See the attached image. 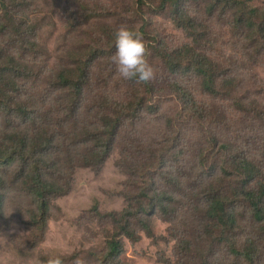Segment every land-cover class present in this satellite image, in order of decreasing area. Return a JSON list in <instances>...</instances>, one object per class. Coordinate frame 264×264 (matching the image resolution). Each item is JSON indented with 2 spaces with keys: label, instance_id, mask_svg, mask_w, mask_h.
Here are the masks:
<instances>
[{
  "label": "rangeland",
  "instance_id": "obj_1",
  "mask_svg": "<svg viewBox=\"0 0 264 264\" xmlns=\"http://www.w3.org/2000/svg\"><path fill=\"white\" fill-rule=\"evenodd\" d=\"M26 1L12 12L30 19L29 26L38 25L39 46L35 54L26 57L34 73L20 83L17 96L29 98L35 114L30 122H22L0 110V134L13 131L10 120L13 126L31 130L49 126L56 131L60 146L69 144L86 152L92 142L79 140L75 133L83 137L84 127L93 131L101 104L108 99L125 102L138 90L147 104L139 116L123 121L110 154L99 168L76 167L72 189L66 196L51 200L48 224L42 233L31 224L35 201L17 180L16 170L10 167L3 172L6 186L0 235L6 240L0 237V264H34L37 259L56 256L62 257L64 264H74L77 258L85 264H100L106 234L112 227L94 208L102 215L122 212L130 198L138 195L141 187H151L152 182L159 189L176 191L178 202L172 204L176 213L170 220L159 211L145 214L154 228V240L134 221L140 238L137 242L125 239L124 252L115 264H176L178 253L184 252L180 246L183 239L192 243L194 262L247 264L244 258L231 254L229 246L217 236H210L199 211L205 204L201 188L216 183L223 167L236 159L235 154L248 157L264 171V55H257L247 45L229 17L209 16L203 1L185 0L188 13L208 27L206 50L221 63L226 75L236 77L238 82L230 96H213L201 89L195 74L170 71L158 54V49L172 50L188 41L184 30L176 25L171 8H161L163 0H85L87 9L80 7L81 0ZM252 4L264 6V0ZM88 14L95 17L86 21ZM105 22L116 30L128 26L143 33L150 53L147 60L155 70L147 88L145 82L119 75L112 62L116 51L107 38ZM90 44L105 48V52H99L92 62L83 98L71 111L64 92L54 86L55 78L75 53ZM133 156L150 167L139 182L140 188L135 186L139 178L127 174V162L131 163ZM162 156L166 163L163 170L155 160ZM175 178L180 181L178 186L170 184ZM237 182L233 180L234 188ZM251 186L256 188L255 181ZM247 205L245 201L236 205L237 239L241 245L255 243L257 264H264V229Z\"/></svg>",
  "mask_w": 264,
  "mask_h": 264
},
{
  "label": "trees",
  "instance_id": "obj_2",
  "mask_svg": "<svg viewBox=\"0 0 264 264\" xmlns=\"http://www.w3.org/2000/svg\"><path fill=\"white\" fill-rule=\"evenodd\" d=\"M185 0H163L162 9H170L173 19L179 28H182L188 41L172 50L158 49L157 52L163 59L168 69L174 73H193L200 79V86L204 92L213 96H230L236 89V77L227 76L221 63L211 56L206 50L208 27H204L201 20L194 17L184 8ZM203 1L205 12L209 16L221 14L230 18L232 26L239 29L247 45L254 48L257 55H264V6L252 4L255 0H200ZM26 0H0V110L14 119L30 122L35 110L30 109L31 101L23 100L17 96L21 90L20 83L29 80L34 73V66L26 57L35 54L39 46L37 37V24L28 25L27 19L19 12H12V8L25 5ZM81 8L87 9L89 3L81 0ZM93 14H88L86 21L93 19ZM107 38L113 42L115 48L116 29L108 23ZM207 28V30H206ZM114 34L112 35L111 33ZM100 40H102L100 38ZM108 42V41H107ZM99 52L105 48L95 45H86L85 49L75 53L72 60L60 68L55 85L64 92L68 101L67 108L74 111L83 98L87 84L90 67ZM131 81H137L131 79ZM140 84V83H133ZM146 84L147 82L143 83ZM149 85V83H148ZM146 97L140 90L132 94L127 101L121 102L108 99L100 105L98 119L93 124V131L84 127L83 137L75 136L79 140L90 139L92 147L86 152L73 149L72 146H60L56 140V131L47 126L35 127L33 130L19 128L12 124L11 132L0 134V214L3 209V200L6 180L3 172L7 168L16 170L17 180L35 201L36 208L31 211V224L39 232H44L48 224L51 200L66 196L73 187L74 173L78 166H89L96 170L110 154L117 132L123 121L130 117L140 115L146 108ZM250 111L254 110L248 105H243ZM155 111V110H153ZM247 113V110H245ZM43 127V128H42ZM227 147V145H226ZM137 156V155H134ZM133 156L132 162H127L130 169L129 176L138 177L135 186L140 188L139 182L143 181L146 172L150 169L142 165L140 158ZM236 159L223 167L222 175L216 183L210 182L201 188L205 195V204L200 212L203 227L210 236L229 246L231 254L244 258L247 264H257L255 258L256 245L249 241L241 245L237 239L238 212L236 205L245 201L255 220L264 229V171L246 156L235 154ZM157 160V165L163 170L166 165L165 157ZM51 176V177H49ZM174 177V176H172ZM238 186L234 188L233 180ZM255 181L256 188L251 186ZM179 179L171 180L172 186L179 185ZM224 185V186H223ZM153 192L149 196V193ZM173 188L159 189L155 182L151 187L143 186L138 195L130 198L129 204L122 211L110 212L105 215L94 208L96 214L111 223L112 229L107 231L106 245L100 264H115L124 252L125 239L137 242L140 238L134 228V221L150 239H155L154 228L148 216L161 212L166 220L172 219L177 208L172 207L178 200ZM137 201V203L135 202ZM147 216V217H148ZM135 224V225H136ZM192 243L183 239L180 242L182 251L178 253L176 264H202L194 262L191 253ZM256 248V249H255ZM46 261V260H44ZM65 260L63 259V264Z\"/></svg>",
  "mask_w": 264,
  "mask_h": 264
},
{
  "label": "clouds",
  "instance_id": "obj_3",
  "mask_svg": "<svg viewBox=\"0 0 264 264\" xmlns=\"http://www.w3.org/2000/svg\"><path fill=\"white\" fill-rule=\"evenodd\" d=\"M115 48L112 62L117 66L122 78L145 83L154 79L155 70L147 60L150 53L143 33L128 26H121L115 33ZM0 237L6 240L3 235ZM34 264H63V259L60 256L49 257L46 261L37 259ZM74 264H85V261L77 258Z\"/></svg>",
  "mask_w": 264,
  "mask_h": 264
}]
</instances>
